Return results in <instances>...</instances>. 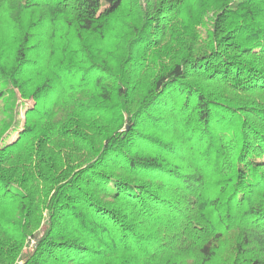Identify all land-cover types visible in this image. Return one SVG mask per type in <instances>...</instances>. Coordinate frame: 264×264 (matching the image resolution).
<instances>
[{
    "label": "trees",
    "instance_id": "obj_1",
    "mask_svg": "<svg viewBox=\"0 0 264 264\" xmlns=\"http://www.w3.org/2000/svg\"><path fill=\"white\" fill-rule=\"evenodd\" d=\"M4 100L0 264H264V0H0Z\"/></svg>",
    "mask_w": 264,
    "mask_h": 264
},
{
    "label": "rangeland",
    "instance_id": "obj_2",
    "mask_svg": "<svg viewBox=\"0 0 264 264\" xmlns=\"http://www.w3.org/2000/svg\"><path fill=\"white\" fill-rule=\"evenodd\" d=\"M201 30H202V33L205 35V28H201ZM33 100H28L26 103H21L20 104V106H19V114H18V118H19V130L18 131H20V129H21V127L23 126V123H24V119H25V109L27 108V107H31L32 105H33ZM11 106H13L14 108H16L17 107V105L16 104H14L13 103V101L11 100ZM5 106H6V101L4 100V101H0V130H1V125H2V123L6 120H9V116H8V114H7V117H6V115H5V113L3 112V109L5 110ZM8 107H10V106H8ZM18 131H16V132H14L12 135H11V137L8 139L9 141H13V140H15L16 138H17V136H18ZM35 240L36 239H33V241H32V243H31V245H33L34 244V242H35ZM30 245V246H31ZM224 254H226V252L224 253Z\"/></svg>",
    "mask_w": 264,
    "mask_h": 264
}]
</instances>
